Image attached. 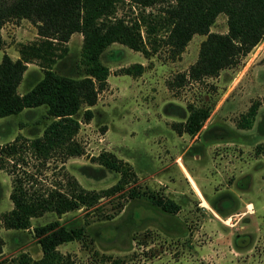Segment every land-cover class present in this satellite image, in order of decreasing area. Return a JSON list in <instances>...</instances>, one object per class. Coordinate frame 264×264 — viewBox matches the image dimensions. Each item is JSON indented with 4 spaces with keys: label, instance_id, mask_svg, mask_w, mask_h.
<instances>
[{
    "label": "rangeland",
    "instance_id": "rangeland-1",
    "mask_svg": "<svg viewBox=\"0 0 264 264\" xmlns=\"http://www.w3.org/2000/svg\"><path fill=\"white\" fill-rule=\"evenodd\" d=\"M142 7L117 0L115 15L134 20L141 10L158 9ZM210 31H227L223 12ZM1 35L0 60L4 52L18 57L23 43L38 39L36 24L25 17L6 20ZM205 37L193 34L177 56L165 45L146 56L110 43L101 55L110 69L107 85L90 106L91 119L80 121L74 136L82 154L63 156L53 148L40 154L32 146L50 120L43 116L44 104L0 117V264L39 258L34 227L56 219L82 228L79 239L58 245L74 264H264V37L218 74L186 77L176 85L177 74H187ZM82 43V33L73 32L54 69L74 73ZM133 62L144 64L141 74L123 72ZM42 75L38 59L28 62L18 92ZM253 105L251 124L241 127L242 114ZM193 107L209 109L203 125L192 133L178 130L174 124L184 122ZM102 150L131 164L135 176L122 189L102 195L93 206L33 216L28 228L3 223L1 214L13 206L15 178L30 191L66 190L70 177L88 190L116 184V171L95 176L82 169L98 167L91 157ZM158 198L173 200L177 210H163Z\"/></svg>",
    "mask_w": 264,
    "mask_h": 264
},
{
    "label": "trees",
    "instance_id": "trees-1",
    "mask_svg": "<svg viewBox=\"0 0 264 264\" xmlns=\"http://www.w3.org/2000/svg\"><path fill=\"white\" fill-rule=\"evenodd\" d=\"M138 6L157 5L156 13L140 11L134 20L115 15L117 0H0V45L2 24L11 18H28L36 24L38 39L23 43L19 56L12 58L4 52L0 60V117L17 113L24 108L44 104V117L50 118L41 136L31 144L46 153L51 148L63 156L83 153L74 138L80 121H89L93 115L90 106L96 103L98 93L107 85L110 72L101 55L115 41L142 51L144 55L165 45L172 56L179 55L193 34H206L200 43L198 57L187 74H177L176 85L187 79L213 76L222 68L236 64L241 56L264 37V0H130ZM142 7V8H143ZM226 15L227 31H210L218 13ZM152 15V16H151ZM144 27V34L142 33ZM163 34L158 37L159 32ZM73 32L83 35L80 58L74 73L54 69L57 57L66 50V42ZM38 59L43 75L27 91L17 90L27 63ZM145 66L133 62L123 72L141 74ZM172 85V84H171ZM80 110H82L80 112ZM256 106L242 114L241 127L251 124ZM209 109L193 107L184 122L175 123L178 130L194 132L208 117ZM182 127V129H181ZM99 166L83 165L82 169L101 176L105 169L120 174L116 184L103 191L88 190L73 177L68 178L67 189L53 187L30 191L21 179L15 178L10 193L13 206L1 214L7 227L28 228L30 219L46 211L60 215L81 206H93L103 195L123 188L134 175L131 164L110 150H102L91 157ZM135 176V175H134ZM163 210L174 212L178 204L173 200H155ZM215 205V204H214ZM217 208V206H214ZM218 210V208H217ZM42 255L39 258H21L26 264H74L70 254H63L58 245L79 239L81 227H67L52 220L34 227ZM3 239L0 236V253Z\"/></svg>",
    "mask_w": 264,
    "mask_h": 264
}]
</instances>
